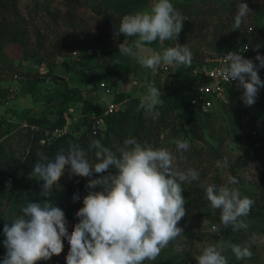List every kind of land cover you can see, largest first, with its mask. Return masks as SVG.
<instances>
[{
  "label": "clouds",
  "instance_id": "obj_1",
  "mask_svg": "<svg viewBox=\"0 0 264 264\" xmlns=\"http://www.w3.org/2000/svg\"><path fill=\"white\" fill-rule=\"evenodd\" d=\"M251 11L241 0L234 30L241 28ZM184 21L171 0H153L148 9L121 18L114 35L136 39L131 45L119 44V53L153 70L159 66H190L193 54L187 44L176 43L162 51L145 47L157 39L161 42L176 39ZM222 59L223 76L244 89L241 99L245 106L254 105L260 88H264L259 75V69L264 68V56H256L258 65L235 51L226 53ZM161 95L160 89L148 84L146 94L141 97L140 107L153 120L159 116L155 109ZM89 147L95 149V163L76 144L70 145L67 152L60 150L53 158L37 150L30 177L44 182V196L50 197L51 189L69 166L75 176L101 175L88 180L86 188L90 191L83 197V207L75 213L78 222L71 233L65 212L50 201L43 204L30 201L22 207L21 215L3 228L6 253L2 264H37L49 260L63 251V238L70 244L66 264H143L145 260L154 261L173 239L182 235L183 229L177 226L186 214L181 184L199 181L196 169L177 170L170 150L131 137L123 141L119 155L99 139L92 140ZM176 147L178 151H187L189 144L177 140ZM227 166V157L223 163L216 162L219 169ZM238 183L236 177L228 176L219 186H205L206 199L213 209L220 210L222 225L231 226L234 232L248 228L241 218L249 215L254 204L250 198H241L238 188L231 187ZM73 200H80L79 194ZM223 248V242L203 247L195 257L197 264H228ZM232 250L238 260L253 255L249 247L234 245Z\"/></svg>",
  "mask_w": 264,
  "mask_h": 264
},
{
  "label": "rangeland",
  "instance_id": "obj_2",
  "mask_svg": "<svg viewBox=\"0 0 264 264\" xmlns=\"http://www.w3.org/2000/svg\"><path fill=\"white\" fill-rule=\"evenodd\" d=\"M39 1V4H37V0H19L18 3L27 18L26 25L30 36L27 46L21 48L16 43L0 39L1 67L11 72L2 78V86L8 88V94L4 98L0 97V149L4 148L10 155L12 152H16L17 157H20L22 149H24L22 144L23 134L27 131V126H29L27 116H40L49 103L58 105L62 98L60 91L65 88L67 83L71 87L78 85L90 91V93H87L89 100L87 106L99 102L100 106L104 107L110 104L109 101H116V103L121 102L119 109L124 108L125 105L130 106L134 116L138 111H142L143 120L154 131L155 125L148 121L150 119L149 115H146L144 109L140 107L141 97L146 94L147 85L151 84L160 89L162 93L161 102L157 105L156 110L161 113L164 111L163 107L166 102L173 98L174 91L181 89L187 91L184 85L186 73L183 68L178 69L177 66H159L155 70L145 68L137 63L134 58L128 56L126 59L127 67L132 72L130 71L131 73L127 75V71L123 69L122 76V74H118L119 70L115 68L117 67V61L115 62L114 59V51L119 49V44L123 42L127 44L130 39V37H124L123 34L119 37L114 35L116 28H119L121 18L124 15L148 9L153 0H149L145 5L130 6L124 9L101 4L100 0L98 2L97 0H75L72 6L75 7L73 13L69 12L70 2L68 0ZM172 1L174 2V7L180 11L185 19L183 26L191 19V16L198 15L196 11H201L202 16L206 19L207 23L200 30L196 29L192 32L188 38L193 58H197L198 61H204L206 58L216 55L219 51L229 49L240 42L246 41L250 43V38L253 35L255 36L252 29L256 26V15L259 14V10L251 7L255 3L256 5H264V0H243L252 11L248 14L241 28L234 30V18L237 6L241 0ZM55 12L58 13L56 21ZM70 22H73V24H70ZM262 24L264 28V19ZM37 30L40 31L42 46H40L41 44L38 45L39 36ZM253 41L256 44L255 40ZM52 45L55 48L51 49ZM164 45L165 42L162 41L155 47H149V45H145V47L150 50L161 51ZM258 45L261 49L264 48L261 44ZM41 47L47 53H51L53 49L57 51L54 56L48 59V63H43V59L41 60L38 56L39 53L35 54V51ZM126 61L123 62L126 63ZM96 62H100L103 66L100 69V73L94 72L96 69L93 67ZM107 64L110 66L108 74L114 73L111 76H104ZM115 75L118 78H115ZM103 80L110 86H115L113 93H107L100 87V82ZM233 89L238 92L237 97L241 99L244 89L238 87V83ZM132 91L135 92L133 93ZM121 94H128V96H120ZM79 102L84 104V101ZM79 102L70 103L69 111L74 114L77 110L78 114L81 115L83 106ZM248 108L247 115L251 116L252 113H255L256 115L254 116L258 118V120L256 119L253 133L264 135V120L262 118L264 113V88H260L255 104L248 106ZM167 111L166 109L165 112L167 113ZM90 113L87 116L82 113L86 118L85 122L83 120L79 121L72 116L69 123L64 126H67L69 133L77 136L81 135L84 132L82 131L83 127L91 123L93 114L97 112L92 111ZM178 113L184 112L181 109L170 113L173 121L177 120ZM49 117L52 120L56 119L54 114H50ZM211 121L215 122V126L213 127L211 122L208 121L207 125L209 124V126L206 127V138L213 144H217L219 150L217 156L212 154L202 156L203 162L198 169L199 173L202 171L206 172L202 181L205 186L211 184L217 177L220 179V184H223L228 176H233L229 166L233 163L237 154L243 151L247 142L244 136L239 137V140H232L234 135L238 133V126L233 123L230 115L225 110L215 113ZM176 122L178 123V121ZM31 126L38 129L36 125L32 124ZM80 127L82 128L80 129ZM112 135L113 143L121 147L118 138L115 137V134ZM161 138L166 140L161 147L170 150L175 158L174 165L179 160V155L183 153V151L177 150L176 141L184 140L189 145L192 142L186 135L173 129L166 132L162 131ZM199 144L201 145V143ZM231 146L236 148L233 149ZM155 147L157 146L155 145ZM220 153L222 154L221 156H219ZM224 155L229 156L227 159L228 166L224 169H219L216 167V162H222V156ZM192 163L196 164L198 160L194 158ZM218 169L220 171L217 173ZM253 173L254 169L250 168V165L246 167L244 165L242 171L237 174L251 179ZM25 180H27V177L22 173H18L15 180L9 178L7 186L10 187L11 183L17 184ZM54 187L56 189L63 188L60 182ZM68 204L69 202L66 203V205ZM81 207L79 206L78 209ZM13 213V220L20 215L18 210ZM75 213L74 216L76 217ZM182 222L184 223L182 235L173 239L161 253H165L168 248H173L172 252L177 258L185 255L189 264H194L197 263L195 257L208 244L223 242L222 254L225 257L229 250L233 251V246L236 245L227 243L226 239L221 236L220 240H217L214 236L217 226L214 225L212 220L201 214H193L191 211H186L179 224ZM75 223V220H69V233L73 230ZM65 240L67 238H63V241ZM241 247H249L253 255L250 259H244L238 264H264V233L250 237L249 242ZM69 250L70 248L67 253ZM158 257L155 259L156 261H158ZM150 262L152 260H145L146 264ZM174 264H178V262H174Z\"/></svg>",
  "mask_w": 264,
  "mask_h": 264
},
{
  "label": "trees",
  "instance_id": "obj_3",
  "mask_svg": "<svg viewBox=\"0 0 264 264\" xmlns=\"http://www.w3.org/2000/svg\"><path fill=\"white\" fill-rule=\"evenodd\" d=\"M98 1L99 0H97V2ZM100 1L101 4L120 9L130 6L137 7L149 2V0ZM68 2H70L69 12L73 13L75 7L72 6L75 3V0H68ZM171 2L174 4L172 0ZM18 3L19 0H0V39L10 43H16V45L18 44L23 48L28 45L30 36L28 26L26 25L27 18L25 14H23ZM39 3L40 1L37 0V4ZM251 8L259 10V14L256 15V26L252 29L254 30L255 36L253 35V37L250 38V43H248L251 45L253 42L252 45L256 46L253 47L251 45L254 53L264 52V48L261 49L258 45L261 44L264 47V28L262 24L264 19V5H256L255 3ZM196 14L198 15L191 16V19L186 22L176 39L173 38L164 41L165 45L161 48V51L166 47L175 46L176 43L182 46L187 44L189 47V36L196 29L200 30L207 23L206 19L202 16L201 11H196ZM54 15H56V21L58 13L55 12ZM70 24H73V22H70ZM37 33L40 42H38V45L41 44L40 46H42L40 31L37 30ZM135 39V37H130L127 44L131 45ZM253 40H255L256 44H254ZM160 42L161 41L157 39V41L146 45L155 47ZM50 48H55V46L52 45ZM229 49L221 52L219 51L218 54L226 52ZM37 53H39L38 56L41 60L43 59V63H48V59L54 56L57 51L53 49L51 53H47L45 49L41 47L35 51V54ZM120 57L121 54L119 53V49H117L114 51L115 62ZM203 64L204 61H198L197 58H193L190 66H177L178 69L183 68V71L186 73L184 85L187 91H183V89L174 91L173 98L170 99L171 101L169 100V102H166V105L163 107L164 111L159 113L158 118L153 120L151 116H149L150 119H148V121L155 125L156 132H154L155 130L153 131V129H151V127L143 120L142 111H138L134 116L132 115L133 111L131 112L132 108L125 105L124 108L106 117L105 126L101 128L97 134L93 133L91 121L88 126L83 127L82 131L84 132H82L81 135L77 136L72 133H66L61 136H51L47 131L53 130L56 127H63L71 120L73 112L69 111L68 107L70 103L84 101L82 113L85 114V116L91 114L90 112L92 111L103 113L107 108V105L104 107L100 106L99 102L87 106L89 103L87 93H90V91L78 85L71 87L68 83L65 85V88H62L63 90L60 91L62 98L58 105L49 103L47 108L44 109L43 114L40 116H27L29 126H27V131L23 134L22 144L24 149H22V155L17 157L16 152H12L10 155L4 148L0 149V264H2L3 257L6 253V248L3 244V241L6 239L3 234V228L5 224L11 223L14 217L13 212L15 210H18L21 215V208L26 206L30 201L41 204L45 201H50L53 206L60 207L65 212L68 222L70 219H73L77 223L78 218L74 216V213L76 210H79V206L83 207V197L88 194V191H90V189L86 188V184L89 179L99 178L101 175L94 173L91 178L75 176L71 173L69 166L66 168L65 174L59 181L63 188L60 187L56 189L53 186L50 191V197L44 196L42 193V184L44 182L39 181L36 177H30L32 166L37 160V150H42L49 156V158H53L60 150L67 152L70 145L76 144L84 149L89 161H94L95 163V150L89 147L92 140L99 139L104 146L109 147L119 155V149L121 147H118L113 143L112 134H115V137L118 138L121 146L125 139L131 137L137 139L141 143H149L153 146L156 145L157 147H161L163 143L166 142V140L161 138L162 131L166 132L173 129L176 132L183 133L190 139V141H192L189 145V149L183 151V153L179 155V160L176 161L174 167L180 171H186L188 168H193L199 172L198 167L201 166L203 162L202 156H206L207 154H212L214 156L218 155L219 149L217 144H213L206 138V127L209 126V124L207 125L208 121L211 122L213 127L215 126V122L211 121V119H213L215 113L221 110H225L230 115L233 123L238 126V133L234 135L232 140H239V137L244 136L247 141L245 148L237 154L233 163L230 164L229 169L231 170V174L239 181L237 185H232L231 187L239 189L241 198L247 197L254 201L249 215L241 218L248 224V228L246 230L241 229L234 232L231 226L225 228L222 225L220 221V210L213 209L210 202L206 199L205 185L202 183L206 172L203 171L200 172L199 181L184 182L181 184V194L186 201L185 209L186 211L193 212V214H201L212 220L214 225L217 226V231H215L214 234L217 240H220L221 236L226 239L227 243H234L240 247L247 244L250 237L259 233H264V135L253 133L255 122L258 118L254 116L256 115L255 113H252L251 116L247 115L249 108L244 105L242 99L237 97L238 92L235 91L233 87L228 89V93L224 99L219 98L214 100V105L209 110H204L202 107L203 102L197 91L196 75L194 73V69L201 67ZM102 67L103 66L100 62H96L93 68L96 69V73H100L99 71ZM108 71L110 72V66L107 64L104 76H111L114 74H108ZM8 73L11 72L3 69L0 64L1 98L6 97L8 94V88L2 86V78L6 74L8 75ZM259 75L261 80H264V70L261 68L259 69ZM132 92L134 93L135 91ZM120 96H128V94H121ZM196 97H198V102L193 103L192 101ZM166 109L168 110L167 113L165 112ZM181 109L184 113H178L177 120L173 121L170 113ZM156 111L159 112V110ZM50 114H54L56 119L52 120V118L49 117ZM262 118L264 120V113ZM176 121H178V123ZM32 124L36 125L38 129L32 128ZM199 143H201V145ZM231 148L235 149L236 147L231 146ZM221 155L222 154L220 153L219 156ZM225 157H227V159L229 158L228 155H224L222 156L223 160ZM194 158L198 160V163H192ZM244 165L245 167L250 165V168L254 169L251 179L246 178L241 174H237L239 171H242ZM219 171L220 170L218 169L217 173ZM18 173L24 174L25 177H27V180L17 184L11 183L10 187H8L7 183L9 178L15 180ZM106 174L107 173H105V175ZM211 184H216L217 186L221 185L219 177H217ZM96 190L98 191L100 189L97 188ZM75 194H79L80 200H73ZM67 202H69L68 205H66ZM183 224V222L181 224L178 222L177 226L182 228ZM63 244L64 247L61 254L53 255L49 260L38 261L37 264H66L67 250L70 248V244L68 240L63 241ZM172 250L173 248L166 249V252L161 253L158 257V261L154 260L149 264H174V262H178V264H189L185 255L177 258ZM226 259L228 264H238L242 261L238 260L235 253L231 250H229ZM143 264H146L145 261Z\"/></svg>",
  "mask_w": 264,
  "mask_h": 264
},
{
  "label": "built area",
  "instance_id": "obj_4",
  "mask_svg": "<svg viewBox=\"0 0 264 264\" xmlns=\"http://www.w3.org/2000/svg\"><path fill=\"white\" fill-rule=\"evenodd\" d=\"M245 46L247 50L245 51ZM235 51L241 54L246 59L253 60L257 65L259 61L255 58L259 54L264 56V52L254 53L251 45L248 42H240L230 48L228 51L221 54L213 55L210 58L204 60V64L201 67L194 69L196 75V85L199 97L201 98L204 110H209L214 105V100L224 98L228 89L234 87L238 82L227 80L222 74V68L224 67L223 56L230 52ZM264 70V68H261ZM100 87L107 93H113L114 86H110L105 80L100 82ZM193 103L198 102V97L194 98ZM121 102H110L107 105L106 110L103 113H95L92 116L93 133L97 134L101 128L106 124V117L116 111H119V105ZM123 108V107H122ZM67 126L56 127L53 130L48 131L51 136H61L69 133Z\"/></svg>",
  "mask_w": 264,
  "mask_h": 264
},
{
  "label": "crops",
  "instance_id": "obj_5",
  "mask_svg": "<svg viewBox=\"0 0 264 264\" xmlns=\"http://www.w3.org/2000/svg\"><path fill=\"white\" fill-rule=\"evenodd\" d=\"M149 47H151V46H149ZM152 51H154L153 49H152ZM128 58V56H123V55H121V57L117 60V62H116V65H117V67H115L116 69H118L119 70V72H118V74H122V70L123 69H125L126 71H127V75L128 74H130L132 71L127 67V61H126V59ZM123 61H126V63L125 62H123ZM101 69V68H100ZM131 71V72H130ZM95 72V71H94ZM99 72H101V71H99ZM122 76H123V74H122ZM121 76V77H122ZM126 76V75H125ZM115 78H118V76H114ZM123 86V85H122ZM121 86V87H122ZM123 88V87H122ZM242 88V87H241ZM112 102V101H111ZM79 103H82V102H79ZM109 103H110V101H109ZM82 106H83V103H82ZM79 115V116H78ZM82 115V116H81ZM81 115L80 114H78V111L76 110L75 112H74V114H73V116H74V118H76V119H78L79 121H84L85 122V120H86V118L84 117V115L81 113ZM80 123H82V122H80ZM78 128V127H77ZM80 128H82V127H80Z\"/></svg>",
  "mask_w": 264,
  "mask_h": 264
}]
</instances>
